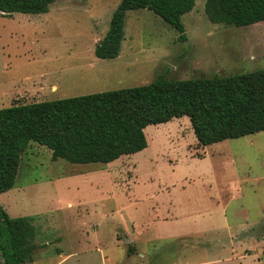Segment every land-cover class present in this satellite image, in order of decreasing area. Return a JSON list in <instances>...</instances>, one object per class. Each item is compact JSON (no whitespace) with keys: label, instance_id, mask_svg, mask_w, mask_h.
<instances>
[{"label":"rangeland","instance_id":"obj_1","mask_svg":"<svg viewBox=\"0 0 264 264\" xmlns=\"http://www.w3.org/2000/svg\"><path fill=\"white\" fill-rule=\"evenodd\" d=\"M204 2L181 16L183 39L148 9L126 11L113 59L97 58L94 46L120 0L0 14V108L264 68V20L212 23ZM144 134V149L106 165L53 160L28 143L14 186L0 193L10 217L36 227L25 264H205L217 254L229 261L209 264H264V130L201 145L182 116ZM210 208L229 226L204 231L214 221L207 215L195 225Z\"/></svg>","mask_w":264,"mask_h":264},{"label":"trees","instance_id":"obj_2","mask_svg":"<svg viewBox=\"0 0 264 264\" xmlns=\"http://www.w3.org/2000/svg\"><path fill=\"white\" fill-rule=\"evenodd\" d=\"M56 0H0V14L42 13ZM195 0H120L94 46L99 59L118 56L128 10L145 8L184 38L181 16ZM212 23L235 27L264 20V0H205ZM187 116L201 145L264 130V68L228 76L156 80L86 95L15 103L0 108V193L12 188L30 141L51 158L106 165L147 146L144 128ZM28 216L10 217L0 205V264H25L36 249ZM132 249V247H129Z\"/></svg>","mask_w":264,"mask_h":264},{"label":"crops","instance_id":"obj_3","mask_svg":"<svg viewBox=\"0 0 264 264\" xmlns=\"http://www.w3.org/2000/svg\"><path fill=\"white\" fill-rule=\"evenodd\" d=\"M212 208H210L209 210H205V209H201L198 211V214L196 215V220H194L195 225H198L199 219H203V217L205 215H207L208 219H212L214 217V221L209 222V224L207 225L206 228H204V231H209L212 232L216 229H218L219 227H228L229 223H227L226 221V215L225 214H219L216 211H211ZM191 212L189 213H184L182 217L184 218H190L193 216H190ZM166 219V218H164ZM198 231V230H197ZM221 249H225V248H221ZM221 256H225V255H216L215 257L212 258V260L210 261H206L205 264H209L210 262L212 263H216V262H221V261H229L226 260V258H221Z\"/></svg>","mask_w":264,"mask_h":264}]
</instances>
